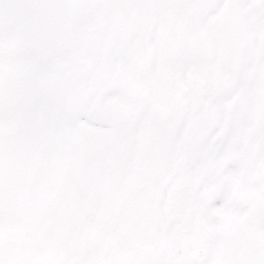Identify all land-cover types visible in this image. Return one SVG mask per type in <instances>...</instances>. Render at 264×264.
I'll use <instances>...</instances> for the list:
<instances>
[{"label":"snow or ice","instance_id":"6c2138e0","mask_svg":"<svg viewBox=\"0 0 264 264\" xmlns=\"http://www.w3.org/2000/svg\"><path fill=\"white\" fill-rule=\"evenodd\" d=\"M0 264H264V0H0Z\"/></svg>","mask_w":264,"mask_h":264}]
</instances>
